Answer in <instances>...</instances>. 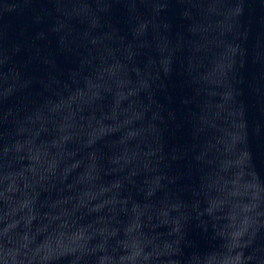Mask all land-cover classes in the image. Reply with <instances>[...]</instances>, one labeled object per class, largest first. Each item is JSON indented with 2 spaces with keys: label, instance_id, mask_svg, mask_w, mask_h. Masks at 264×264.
Listing matches in <instances>:
<instances>
[{
  "label": "water",
  "instance_id": "1",
  "mask_svg": "<svg viewBox=\"0 0 264 264\" xmlns=\"http://www.w3.org/2000/svg\"><path fill=\"white\" fill-rule=\"evenodd\" d=\"M0 264H264V0H0Z\"/></svg>",
  "mask_w": 264,
  "mask_h": 264
}]
</instances>
